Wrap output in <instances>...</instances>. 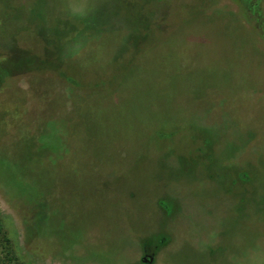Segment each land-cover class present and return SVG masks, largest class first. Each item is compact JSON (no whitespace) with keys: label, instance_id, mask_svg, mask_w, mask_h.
I'll return each mask as SVG.
<instances>
[{"label":"rangeland","instance_id":"1","mask_svg":"<svg viewBox=\"0 0 264 264\" xmlns=\"http://www.w3.org/2000/svg\"><path fill=\"white\" fill-rule=\"evenodd\" d=\"M250 1L0 0V264H264Z\"/></svg>","mask_w":264,"mask_h":264},{"label":"crops","instance_id":"2","mask_svg":"<svg viewBox=\"0 0 264 264\" xmlns=\"http://www.w3.org/2000/svg\"><path fill=\"white\" fill-rule=\"evenodd\" d=\"M215 2H216V6L217 7H215V9L216 10H213V7H212V12H213V19H212V21H217V20H220V17H219V13H218V15L216 14L218 11H220V9L221 8H224L225 6H229L231 3H232V0H222V1H216V0H214ZM239 1V0H238ZM240 1H242V0H240ZM254 2V0H251L250 2H249V4L252 6V3ZM223 3V5H220V4H222ZM242 4H238L237 6H242L243 5V2H241ZM254 4V6H252V8H255L256 10L257 9H259L260 10V8H259V3H253ZM225 5V6H224ZM246 5V4H245ZM249 6V5H248ZM233 9V8H232ZM232 9H230V10H232ZM229 10V11H230ZM261 11H264V6H263V8L261 7ZM204 15H206V16H208V15H210V14H207V13H203ZM264 15V14H263ZM256 17H257V19L259 18L260 19V17H261V15H259V16H257L256 15ZM250 19H251V22H252V24L253 25H258L256 22H255V17H250ZM200 20H202V19H195V21H200ZM206 20H210V19H206ZM215 24V22H212V27H215L216 25H214ZM198 26V25H197ZM255 28H257L256 26H255Z\"/></svg>","mask_w":264,"mask_h":264}]
</instances>
